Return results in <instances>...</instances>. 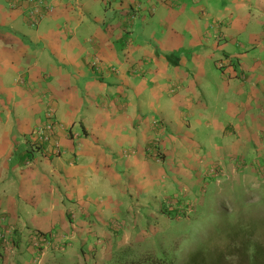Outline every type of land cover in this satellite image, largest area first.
<instances>
[{"label":"crops","instance_id":"0c3cea01","mask_svg":"<svg viewBox=\"0 0 264 264\" xmlns=\"http://www.w3.org/2000/svg\"><path fill=\"white\" fill-rule=\"evenodd\" d=\"M42 2L31 25L0 0V264H34L27 231L52 240L39 264L144 242L146 221L177 219V189L196 223L264 197V0ZM48 105L59 153L30 142Z\"/></svg>","mask_w":264,"mask_h":264},{"label":"rangeland","instance_id":"374dc122","mask_svg":"<svg viewBox=\"0 0 264 264\" xmlns=\"http://www.w3.org/2000/svg\"><path fill=\"white\" fill-rule=\"evenodd\" d=\"M151 158L154 159L153 156ZM241 162L242 159H235V163L238 166ZM261 173L264 176V171ZM202 174H206L204 167ZM221 177L222 174L209 176V178H214L218 182H220ZM206 182L207 180H205ZM182 196L179 189L175 190L171 195L172 202L175 203V207L177 206L176 213L173 212L172 215H175L177 219L172 218L170 226L154 229L146 221L144 227H138V230L131 234L132 238L134 236L135 239L140 229H147L150 235L145 238L147 240L144 242L137 244L132 241L121 245L115 244L109 253L105 254L106 256L98 253L95 257L88 255L84 258L80 253V264H184V259L201 244H211L215 241H217L216 243L223 242L225 244L227 242L226 239L219 240L221 237L218 234L221 232L220 230L228 225L236 222L247 225L248 223L264 220V197L255 191L251 194H245V196L241 192L240 197L233 201L227 199L230 198L229 195L224 196L221 201H216L212 206V212H215L216 207L219 208L215 221L214 217H212L207 222L202 223L190 222L185 219L190 216L193 204L189 201L185 206L189 205L190 208L185 207L182 203L184 200ZM252 198H256L257 201H251ZM120 223L124 225L123 222ZM29 234L30 231H27V240ZM48 240L50 245L46 251L52 246V240L49 238ZM99 240L101 241L102 239L94 235L89 242V247L96 248L97 246L96 249H98L99 245L96 244ZM235 253L234 258L240 260L239 254L236 251Z\"/></svg>","mask_w":264,"mask_h":264},{"label":"trees","instance_id":"16d2710c","mask_svg":"<svg viewBox=\"0 0 264 264\" xmlns=\"http://www.w3.org/2000/svg\"><path fill=\"white\" fill-rule=\"evenodd\" d=\"M220 231L219 240L226 239L225 244H201L184 259V264H264V220L247 225L236 222ZM3 248L0 243V259ZM235 251L240 260L234 258Z\"/></svg>","mask_w":264,"mask_h":264},{"label":"built area","instance_id":"2783aa9c","mask_svg":"<svg viewBox=\"0 0 264 264\" xmlns=\"http://www.w3.org/2000/svg\"><path fill=\"white\" fill-rule=\"evenodd\" d=\"M25 2V5L22 6ZM13 4H18L21 7H24V9H29L27 11V16L29 23L31 25H37L40 21V18L43 15V12L40 11L39 7L46 12L51 9V7L42 0H12ZM96 62V61H95ZM94 62V64H95ZM47 103H49L47 101ZM55 110L53 106L48 105L47 110L44 114L43 121L40 124H37L30 135V142H32L33 145H40L43 143H49L53 140L54 134L56 132V129L58 127V123L55 119ZM53 142V141H52ZM55 147V152L59 153V145L57 142L52 143ZM158 142L157 140L147 146L146 148V154L148 156H153L154 159L160 160L161 153L158 150ZM264 171V168H262ZM221 172V167L218 165L210 166V168L205 169V175L209 176L210 174H215V176H219ZM190 208V206H186ZM5 232H0V243L3 245H6L8 242V238L6 236ZM28 245L32 248L34 251V258L33 261L36 264H39L40 261V255L46 251V249L49 247L50 242L47 237H42L39 234H36L35 232H30L29 238H28Z\"/></svg>","mask_w":264,"mask_h":264}]
</instances>
